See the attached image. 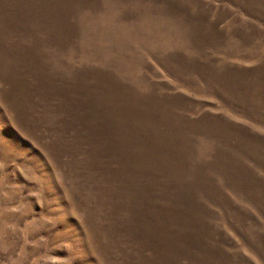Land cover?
<instances>
[{
    "label": "rangeland",
    "instance_id": "rangeland-1",
    "mask_svg": "<svg viewBox=\"0 0 264 264\" xmlns=\"http://www.w3.org/2000/svg\"><path fill=\"white\" fill-rule=\"evenodd\" d=\"M0 264H264V0H0Z\"/></svg>",
    "mask_w": 264,
    "mask_h": 264
}]
</instances>
